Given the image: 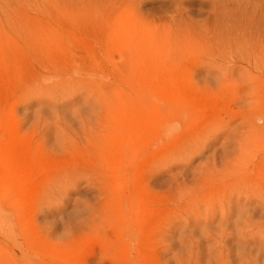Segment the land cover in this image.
I'll return each mask as SVG.
<instances>
[{
	"label": "rangeland",
	"instance_id": "374dc122",
	"mask_svg": "<svg viewBox=\"0 0 264 264\" xmlns=\"http://www.w3.org/2000/svg\"><path fill=\"white\" fill-rule=\"evenodd\" d=\"M262 57L264 0H0V264H264Z\"/></svg>",
	"mask_w": 264,
	"mask_h": 264
},
{
	"label": "bare ground",
	"instance_id": "6f19581e",
	"mask_svg": "<svg viewBox=\"0 0 264 264\" xmlns=\"http://www.w3.org/2000/svg\"><path fill=\"white\" fill-rule=\"evenodd\" d=\"M46 19H48V20H52V21H55V22H59V21H61V17H60L59 15H57L56 13H53V15H52V14L46 15ZM34 30L37 31V32H34L33 34H31V35H29V36H31V38H37V37H39V36H40L39 33H38L39 30H37V29H35V28H34ZM256 47H257V46H256ZM257 49H258V48H257ZM251 51H252V50H251ZM256 51H257V50H256ZM246 52H247V51H246ZM258 52H259V51H258ZM242 53H243V52H242ZM250 53H251V52H250ZM262 53H263V52H262ZM243 55H244V54H243ZM257 55H259V54L257 53ZM257 55H256V56H257ZM237 56H238V55H237ZM257 57H258V56H257ZM262 58H264V57H262ZM225 59H226V58H225ZM258 59H259V57H258ZM245 61H246V60H245ZM50 66H51V65H50ZM225 66H226V65H225ZM253 66H254V65H253ZM252 69H253V68H252ZM240 70H241V69H240ZM257 70H258V69H257ZM244 71H245V70H244ZM240 72H241V71H240ZM236 73H237V72H236ZM246 73H247V71H246ZM259 74H260V73H259ZM234 75H235V74H234ZM239 75H241V73H240ZM239 75H238V76H239ZM235 76H236V75H235ZM220 77H221V76H220ZM233 77H234V76H233ZM236 77H237V76H236ZM239 77H240V76H239ZM239 77H238V78H239ZM252 77H253V76H252ZM252 77H251V78H252ZM263 77H264V76H263ZM238 78H237V79H238ZM251 78H250V79H251ZM254 78H255V77H254ZM257 78H258V77H257ZM220 79H221V78H220ZM235 79H236V78H235ZM240 79H242V77H241ZM238 80H239V79H238ZM243 80H244V79H242V81H243ZM245 80H246V79H245ZM217 81H218V80H217ZM262 81H263V80H262ZM262 81L260 80V82H262ZM222 82H223V81H222ZM240 82H241V81H240ZM240 82L237 83V85L240 84ZM218 83H219V82H218ZM220 83H221V81H220ZM234 83H235V82H234ZM177 84H179V83H176V85H177ZM222 84H223V83H222ZM250 84H251V83H250ZM212 85H213V84H212ZM214 85H215V84H214ZM230 85H231V84H230ZM235 85H236V84H235ZM180 86L183 87V91H184L185 93L187 92L186 94L189 93V94L197 95L199 98L203 99L204 101H207V98H206V100H205L203 97L199 96L197 93L192 92L189 82H187V83H180ZM215 86H217V85H215ZM218 86H219V85H218ZM221 86H222V85H221ZM204 87H205V86H204ZM219 87H220V86H219ZM227 87H228V85H227ZM254 87H255V86H254ZM192 88H193V87H192ZM207 88H208V89L210 88V89H209L210 91H211L212 88H214V90H217V89H216L217 87H214V86H213L212 88H211V87H207ZM238 88H239V87H238ZM263 88H264V87H263ZM218 89H220V88H218ZM221 89H222V88H221ZM233 89H234V88H233ZM240 89H241V88H240ZM197 90H198V89H197ZM212 90H213V89H212ZM246 90H247V89H246ZM261 90H262V89H261ZM199 91H200V90H199ZM217 91H221V90H217ZM250 91H251V90H250ZM250 91H249V92H250ZM190 92H191V93H190ZM224 92H226V91H224ZM198 93H199V92H198ZM210 93H211V92H210ZM216 93H217V92H216ZM220 93H223V91L220 92ZM251 93H252V92H251ZM251 93H250V94H251ZM203 94H204V93H203ZM203 94H201V95H203ZM208 94H209V92H208ZM223 94H224V93H223ZM230 94H231V93H230ZM232 94H234V92H233ZM246 94H247V93H246ZM204 95H205V94H204ZM209 95H211V94H209ZM216 95L218 96V93H217ZM219 95H221V94H219ZM226 95H227V93H226ZM247 95L249 96V94H247ZM252 95H253V94H252ZM252 95H250V96H252ZM260 95H261V94H260ZM260 95H259V96H260ZM241 96H242L241 99H243V96H244V95H243L242 93H240V97H241ZM205 97H206V96H205ZM212 97H214V96H212ZM238 97H239V96H238ZM245 97H247V96L245 95ZM260 97H261V96H260ZM209 98H210V96H209ZM233 98H234V96H233ZM233 98H232V99H233ZM236 98H237V97H236ZM252 98H253V97H252ZM252 98H251V99H252ZM217 99H218V97H217ZM247 99H248V98H247ZM249 99H250V97H249ZM253 99H254V98H253ZM253 99H252V100H253ZM219 100H220V99H219ZM260 100H261V102H262V98H261ZM227 101H228V100H227ZM245 101H246V100H245ZM214 102H215V101H214ZM228 102H229V101H228ZM101 103H102V102H101ZM207 103H208V101H207ZM215 103H216V102H215ZM225 103H226V102H225ZM240 103H241V102H240ZM242 103H243V102H242ZM252 103H253V101H252ZM262 103H263V102H262ZM109 104H110L109 102L103 101V103L99 106L100 108L102 107V108H101V109H102V116H104V118H106V116L108 115L107 111H109V115H110V109H111V108H109ZM209 104H210V103H209ZM230 104H231V103H230ZM232 104H233V103H232ZM213 105H215V104L213 103ZM237 105H238V104H237ZM245 105H246V108H247L248 105H247V104H245ZM245 105H244V106H245ZM263 105H264V103H263ZM106 106L108 107V109H104V108H106ZM250 106H251V104H250ZM250 106H249V108H250ZM110 107H111V104H110ZM208 107H209V106H208ZM212 107H214V106H210L209 109H208V110H210V111H209V114H210V112L212 111V110H211ZM215 107H217V106H215ZM227 107H228V104H227ZM242 107H243V106H242ZM251 108H252V106H251ZM234 109H235V108H234ZM238 109H242V108L239 107ZM243 109H244V108H243ZM256 109L258 110V108H256ZM193 110H194V109H193ZM231 110H232V109H231ZM231 110H230V111H231ZM220 111H221V109L219 110V112H220ZM223 111H224V110H223ZM238 111H239V110H238ZM247 111H248V110H247ZM250 111H251V110H250ZM252 111H254V110H252ZM254 112H256V111H254ZM220 113H221V112H220ZM242 113H244V112H242ZM199 114H200V111L198 110V108H196V109L194 110V115H195V116H198ZM214 114H215V113H214ZM239 114H240V113H239ZM248 114H249V111H248ZM255 114H256V113H254V115H255ZM206 115H207V113H205V117H207ZM211 115H212V114H211ZM223 115H224V114H223ZM230 115H234V114L230 113ZM240 115H241V114H240ZM246 115H247V114H246ZM251 115H252V114H251ZM257 115H258V114H257ZM257 115H256V116H257ZM263 115H264V114H263ZM208 116H209V115H208ZM216 116H217V115H216ZM218 117H219V114H218ZM218 117H217V118H218ZM231 117H233V116H231ZM262 117H263V116H262ZM102 118H103V117H102ZM196 118H197V117H196ZM221 118H222V117H221ZM235 118H236V116H235ZM227 119H228V118H227ZM241 119H242V118H241ZM250 119H251V118H250ZM257 119H258V117H257ZM262 119H263V118H262ZM206 120H207V119H206ZM221 120H222V119H221ZM243 120H244V118H243ZM243 120H242V121H243ZM106 121H107V120L102 119L101 122H100V125H102V123H105ZM244 121H245V120H244ZM244 121H243V122H244ZM260 121H261V120H260ZM263 121H264V120H263ZM223 122H225V121H222V123H223ZM240 123H241V122H240ZM240 123H239V124H240ZM244 123H245V122H244ZM239 124H238V125H239ZM242 125H243V123H242ZM250 125H251V124H250ZM208 126H209V125H208ZM239 126H241V124H240ZM202 127H203V126H202ZM206 127H207V125H206ZM211 127H212V126H211ZM224 127H225V126H224ZM174 128H175V127L172 128L173 130L171 129L173 132H174ZM243 128H244V127H243ZM263 128H264V125H263ZM202 129H204V128H202ZM231 129H233V128H231ZM240 129H241V127H240ZM248 129H249V128H248ZM99 130H100V127H98L97 133H98ZM175 130H176V129H175ZM224 130H225V129H224ZM233 130H234V129H233ZM233 130H232V131H233ZM242 130H243V129H242ZM202 131H203V130H202ZM214 131H215V130H214ZM222 131H223V130H222ZM238 131H239V130H237V132H238ZM240 131H241V130H240ZM246 131L249 132V130H247V129H246ZM246 131H243V132H246ZM259 131L264 132V129H262V128H258V127H256L255 125H253V126L251 127V133H253V135L256 137V139H257L258 137H260L259 134H258ZM178 132H179V130H178ZM226 132H228V131H226ZM237 132H236V133H237ZM105 133H106V127L103 126V127H101L100 132H99L98 134H96V135H98L100 138H104V137L106 136ZM171 133H172V132H171ZM171 133H170V134H171ZM195 133H196V132H195ZM201 133H202V132H201ZM217 133H218V132H217ZM233 133H234V132H233ZM183 134H184V133H183ZM192 134H193V133H192ZM202 134H203V133H202ZM96 135H94V137H92V140L95 138ZM194 135H195V134H194ZM215 135H216V134H215ZM235 135H236V134H235ZM238 135H239V134H238ZM190 136H191V135H190ZM195 136H196V135H195ZM200 136H201V135H200ZM230 136H231V135H230ZM240 136H241V135H240ZM251 136H252V135H251ZM254 136H252V137H254ZM215 137H216V136H215ZM232 137H233V136H232ZM236 137H237V136H236ZM244 137H245V136H244ZM187 138L189 139V137H187ZM193 138H194V137H193ZM207 138H208V137H207ZM209 138H210V137H209ZM190 139H191V138H190ZM233 139H235V138H233ZM181 140H183V138H181ZM228 140H229V139H228ZM183 141H184V143H185L186 140H183ZM207 141H208V140H207ZM230 141H231V140H230ZM230 141H229V142H230ZM238 141H239V140H238ZM93 142H94V141H93ZM176 142H177V141H176ZM226 142H227V141H226ZM241 142H242V141H241ZM186 143H187V142H186ZM231 143H232V142H231ZM242 143H244V142H242ZM246 143H247V142H246ZM178 144H179V143H178ZM228 144H229V143H228ZM182 145H183V143H182ZM252 147H253V146H252ZM236 148L239 149L238 147H236ZM236 148H235V150H236ZM247 149H248V148H247ZM249 150H250V149H249ZM236 152H237V155H238V151H236ZM241 153H242V152H241ZM187 154H188V153H187ZM249 154H250V153H249ZM234 155L237 156L236 154H234ZM235 156H233V154H232V160H233V157H235ZM236 158H238V157H236ZM246 159H247V158H246ZM242 160H243V161H242L241 163L244 162V159H242ZM247 160H248V159H247ZM234 161H235V160H234ZM239 161H240V160H239ZM226 162L228 163V161H225V162H223V164L226 163ZM230 162L234 163L233 161H230ZM235 162H236V161H235ZM245 162H247V161H245ZM260 162H261V161H260ZM250 163H252V162H249L248 164H250ZM223 164H221V165L223 166ZM234 164H235V163H234ZM224 165H227V164H224ZM231 165H232V164H231ZM250 165H251V164H250ZM252 165H253V163H252ZM223 168H224V167H223ZM226 169H227V168H226ZM230 169H231V167H230ZM230 169H229V170H230ZM233 169H234V168H233ZM156 170H158V169L155 168V171H156ZM223 170H224V169H223ZM231 170H232V169H231ZM154 176H155V175H154ZM152 178H153V177H152ZM245 193H246V194H253V191H246ZM238 194H241V192H238ZM104 211H106V210H103L102 213H104ZM155 222H156V220L154 221V225H153V227H154V233H155V231L158 233V232H159V231H158V229H159V224H157V223H155ZM223 235H224V232H221L220 235H219V239H220L221 241H222V239H223V238H222ZM219 239H218V240H219ZM219 242H220V241H219ZM221 250H222V249H221ZM219 252H221V251H219ZM228 253H229V252L227 251V254H228ZM218 254H219V256H221V255H222V252H221V253H218ZM225 258H226V259H225V261H226V260L228 259V257L226 256ZM221 259H222V258H221ZM222 262H224V261L222 260Z\"/></svg>",
	"mask_w": 264,
	"mask_h": 264
}]
</instances>
